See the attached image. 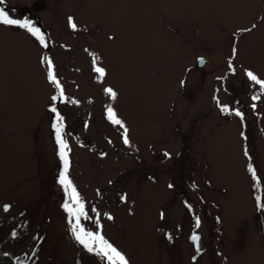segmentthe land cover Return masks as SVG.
<instances>
[{
    "label": "rangeland",
    "instance_id": "obj_1",
    "mask_svg": "<svg viewBox=\"0 0 264 264\" xmlns=\"http://www.w3.org/2000/svg\"><path fill=\"white\" fill-rule=\"evenodd\" d=\"M0 7L31 21L47 44L0 24V264H108L70 231L63 205H75L58 182L52 106L63 118L67 176L89 217L80 223L129 264H264V90L246 75L264 80V0ZM43 57L63 100L51 99L59 92Z\"/></svg>",
    "mask_w": 264,
    "mask_h": 264
},
{
    "label": "snow or ice",
    "instance_id": "obj_2",
    "mask_svg": "<svg viewBox=\"0 0 264 264\" xmlns=\"http://www.w3.org/2000/svg\"><path fill=\"white\" fill-rule=\"evenodd\" d=\"M4 4V0H0V5ZM70 27L75 30L76 24L73 22L72 17L68 18ZM0 24L3 25H16L23 29H26L29 33H31L33 36L37 37L42 45L47 47V44L45 43L44 36L41 33L40 29L35 27L31 21L28 19H24L23 21L12 19L10 18L9 14L4 10L3 7H0ZM253 28L256 27L255 24L252 25ZM250 30V29H247ZM235 48H233V53L235 54ZM97 58L93 57V65H94V71L98 73L99 78H103L105 76V70L102 67H97L96 65ZM200 62L203 63V58H200ZM42 64H46L48 66L47 71V78L50 83L55 85L59 92V96H52V101L55 102L58 99L63 100L64 99V92L62 87L59 84V81L57 80L53 70H52V62L47 57H43L41 60ZM229 67L231 68V63H229ZM249 80L255 82L256 84L260 85L261 89L264 90V80H260L257 78L256 75H254L251 71H248L246 73ZM183 84V81L181 82ZM106 94L110 95L111 98L114 100L116 99L117 93L112 88H106L105 89ZM258 96H254L253 99H258ZM255 107V105H253ZM53 113H55V123L52 125L53 129L55 130V138L56 142L59 145V155L60 159L63 161V171L59 175V184L63 186V189L65 193L68 194L69 200L71 201V204H74L75 207H72L67 201L63 205L65 211L69 214V220L68 223L71 226L70 231L73 234L75 240L82 245L88 252L92 253L94 252L96 255L101 256L105 258L108 262V264H129L128 260L125 258V256L119 252L111 243H109L103 235L100 234L99 231L97 232H91L86 231L83 226L81 225L80 221L81 218L88 219L87 213L85 211V205L82 202L79 194L76 192V189L72 186L71 181L68 179L67 172H68V166L69 161L67 158V144L64 141L61 133L63 130V118L61 115L57 112L55 106H52L50 109ZM221 111H228L226 107H222ZM107 118L114 124L119 125L121 128L124 129L123 132V141L127 145L129 144L128 139V129L124 125L123 121L117 118L116 113L111 107H108L107 109ZM235 115L238 117H241V120H243L242 113L239 111L235 112ZM243 135V133H242ZM246 156L248 155L247 149H245ZM165 156H169L170 154L165 153ZM248 171L252 173L253 178L256 177L255 170L249 165ZM169 187L171 188L172 185L170 184ZM257 207L258 209L261 207V197L256 196L255 197ZM5 210L7 211V206H5ZM93 212L96 211L95 208L92 209ZM161 218L163 219V213H161ZM73 219L75 220V223H73ZM108 219H112L111 216H108ZM98 228L99 220L96 221ZM195 227H200V220L199 217H196L195 219ZM169 239H171V236H169ZM191 240L196 245L197 252L200 251V237L193 233L191 236Z\"/></svg>",
    "mask_w": 264,
    "mask_h": 264
},
{
    "label": "trees",
    "instance_id": "obj_3",
    "mask_svg": "<svg viewBox=\"0 0 264 264\" xmlns=\"http://www.w3.org/2000/svg\"><path fill=\"white\" fill-rule=\"evenodd\" d=\"M63 194H65V195H66L65 191H64V193H63ZM263 219H264V215H263ZM260 225H261V223H260Z\"/></svg>",
    "mask_w": 264,
    "mask_h": 264
},
{
    "label": "water",
    "instance_id": "obj_4",
    "mask_svg": "<svg viewBox=\"0 0 264 264\" xmlns=\"http://www.w3.org/2000/svg\"><path fill=\"white\" fill-rule=\"evenodd\" d=\"M204 63V62H203ZM199 65H202V63L200 62V60H199V63H198Z\"/></svg>",
    "mask_w": 264,
    "mask_h": 264
}]
</instances>
